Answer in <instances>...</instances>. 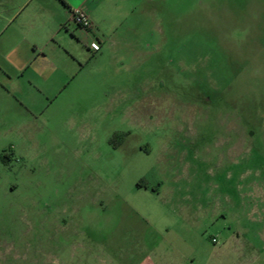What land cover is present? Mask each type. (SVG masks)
<instances>
[{
	"label": "rangeland",
	"instance_id": "1",
	"mask_svg": "<svg viewBox=\"0 0 264 264\" xmlns=\"http://www.w3.org/2000/svg\"><path fill=\"white\" fill-rule=\"evenodd\" d=\"M113 40L56 91L0 64V264L264 259V0H146Z\"/></svg>",
	"mask_w": 264,
	"mask_h": 264
},
{
	"label": "crops",
	"instance_id": "2",
	"mask_svg": "<svg viewBox=\"0 0 264 264\" xmlns=\"http://www.w3.org/2000/svg\"><path fill=\"white\" fill-rule=\"evenodd\" d=\"M145 2L0 0V64L4 75L14 79L19 88V80L26 78L25 84L31 89L60 90L64 79L72 74L61 64L85 57L82 46L91 52L90 44L97 43L99 52L106 43L114 44L115 32L138 14ZM78 8L85 11L92 24L89 32L70 21L71 12ZM252 264H264V259L255 258Z\"/></svg>",
	"mask_w": 264,
	"mask_h": 264
},
{
	"label": "built area",
	"instance_id": "3",
	"mask_svg": "<svg viewBox=\"0 0 264 264\" xmlns=\"http://www.w3.org/2000/svg\"><path fill=\"white\" fill-rule=\"evenodd\" d=\"M70 21L72 24H74L77 28L81 29L82 31L89 32L92 28V24L86 15L85 11L81 8L75 9L71 12V18ZM90 49L93 52H96L99 50L97 43H91ZM212 241L215 243V239H212Z\"/></svg>",
	"mask_w": 264,
	"mask_h": 264
},
{
	"label": "trees",
	"instance_id": "4",
	"mask_svg": "<svg viewBox=\"0 0 264 264\" xmlns=\"http://www.w3.org/2000/svg\"><path fill=\"white\" fill-rule=\"evenodd\" d=\"M138 187H139V185H138Z\"/></svg>",
	"mask_w": 264,
	"mask_h": 264
}]
</instances>
